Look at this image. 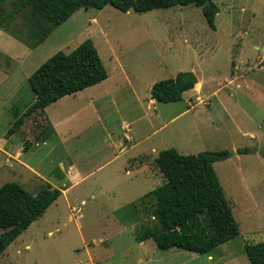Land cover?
<instances>
[{
	"label": "rangeland",
	"instance_id": "obj_1",
	"mask_svg": "<svg viewBox=\"0 0 264 264\" xmlns=\"http://www.w3.org/2000/svg\"><path fill=\"white\" fill-rule=\"evenodd\" d=\"M214 2L215 29L193 4L79 8L37 44L24 12L0 27V186L15 181L36 193L47 182L29 166L69 188L4 249L0 264H250L244 244L264 242V0ZM10 10L0 5V14ZM87 38L107 77L31 112L8 134L14 112L26 114L34 101L28 76ZM180 71L197 81L181 100L150 97L154 82ZM167 148L235 151L213 169L237 237L206 253L136 241L156 223L154 199L144 195L163 181L154 158ZM69 165L88 175L73 185L56 179Z\"/></svg>",
	"mask_w": 264,
	"mask_h": 264
},
{
	"label": "trees",
	"instance_id": "obj_2",
	"mask_svg": "<svg viewBox=\"0 0 264 264\" xmlns=\"http://www.w3.org/2000/svg\"><path fill=\"white\" fill-rule=\"evenodd\" d=\"M7 2L11 10L0 14V27L7 30L15 16L24 12L32 27L30 39L35 44L79 8L101 9L110 4L120 11H146L193 4L201 8L211 29H215L214 18L219 11L214 0H0V5ZM106 77L107 71L91 39H84L69 52L58 50L28 76L34 101L26 114L19 116L14 112L8 134L16 132L31 112L43 111L60 97ZM196 84L192 71H180L154 82L150 97L158 102L179 101L182 93ZM237 152L246 153L247 148ZM216 154L212 151L182 154L174 148L157 153L154 164L163 181L144 195L154 199L152 214L156 223L143 226L135 237L137 242L152 239L160 249L177 247L206 253L239 235L231 206L213 169V162L218 159ZM60 194V189L50 183L42 185L36 193L15 181L3 183L0 186V254ZM244 251L250 264H264V242L246 243Z\"/></svg>",
	"mask_w": 264,
	"mask_h": 264
},
{
	"label": "crops",
	"instance_id": "obj_3",
	"mask_svg": "<svg viewBox=\"0 0 264 264\" xmlns=\"http://www.w3.org/2000/svg\"><path fill=\"white\" fill-rule=\"evenodd\" d=\"M187 91H185V92H187ZM50 126H51L52 130L57 133V128H56L55 123L54 124L50 123ZM135 144L136 143H134L131 146L127 147L126 150H128L130 147H133ZM143 150H145V149H143ZM143 150L141 152H145V151H152L153 152L154 151V148H151L150 150L146 149L145 151H143ZM14 157H15L16 160L19 161V159L21 158L20 152L18 151L15 154ZM128 160H129V157H128ZM128 160H127V162H128ZM106 162H108V161H106ZM106 162L102 163L100 166L104 165ZM27 169H29L30 171H32L33 173H35L36 175H38L40 179L46 181L47 183H50L52 187H56V188L60 189L61 195H63L64 193H66V191L69 189L66 186V184L64 185V183H62L61 185H55V184L49 182L42 175H40V173L36 172L34 169L30 168L29 166H27ZM63 171H64L63 178L61 179V176H57L56 175V179L63 180V181H65L66 179L67 180L69 179V181L71 182V185L76 184V182L80 181L81 179H84L88 175V173L79 174L80 172L78 171V169H77V167L75 165H69L68 167H65L64 166L63 167ZM125 171L126 172H129L130 169H125ZM157 173H160V172H159V170L156 169V174ZM150 175H151V173L149 172V174L147 176H150ZM158 175H160L162 177V174L161 173L158 174Z\"/></svg>",
	"mask_w": 264,
	"mask_h": 264
},
{
	"label": "water",
	"instance_id": "obj_4",
	"mask_svg": "<svg viewBox=\"0 0 264 264\" xmlns=\"http://www.w3.org/2000/svg\"><path fill=\"white\" fill-rule=\"evenodd\" d=\"M234 154H235V151H230V152H226V153H218V154H216V156L219 158H229Z\"/></svg>",
	"mask_w": 264,
	"mask_h": 264
}]
</instances>
